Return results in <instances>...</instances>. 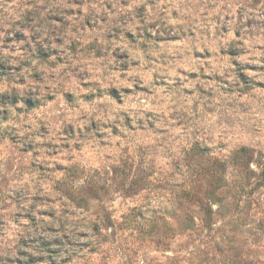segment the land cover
<instances>
[{
	"label": "rangeland",
	"instance_id": "obj_1",
	"mask_svg": "<svg viewBox=\"0 0 264 264\" xmlns=\"http://www.w3.org/2000/svg\"><path fill=\"white\" fill-rule=\"evenodd\" d=\"M0 264H264V0H0Z\"/></svg>",
	"mask_w": 264,
	"mask_h": 264
}]
</instances>
